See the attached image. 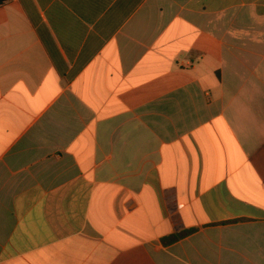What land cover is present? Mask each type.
<instances>
[{
    "label": "crops",
    "instance_id": "0c3cea01",
    "mask_svg": "<svg viewBox=\"0 0 264 264\" xmlns=\"http://www.w3.org/2000/svg\"><path fill=\"white\" fill-rule=\"evenodd\" d=\"M0 264H264V0L1 6Z\"/></svg>",
    "mask_w": 264,
    "mask_h": 264
},
{
    "label": "trees",
    "instance_id": "16d2710c",
    "mask_svg": "<svg viewBox=\"0 0 264 264\" xmlns=\"http://www.w3.org/2000/svg\"><path fill=\"white\" fill-rule=\"evenodd\" d=\"M11 0H0V7L3 6L4 4L8 3Z\"/></svg>",
    "mask_w": 264,
    "mask_h": 264
}]
</instances>
